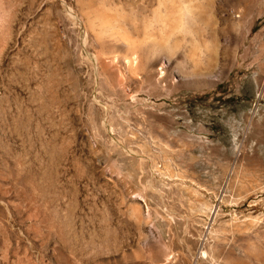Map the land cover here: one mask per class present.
<instances>
[{"label": "rangeland", "instance_id": "374dc122", "mask_svg": "<svg viewBox=\"0 0 264 264\" xmlns=\"http://www.w3.org/2000/svg\"><path fill=\"white\" fill-rule=\"evenodd\" d=\"M82 1L0 0V264H264V0H208L162 86L83 58Z\"/></svg>", "mask_w": 264, "mask_h": 264}, {"label": "bare ground", "instance_id": "6f19581e", "mask_svg": "<svg viewBox=\"0 0 264 264\" xmlns=\"http://www.w3.org/2000/svg\"><path fill=\"white\" fill-rule=\"evenodd\" d=\"M142 1L147 5L138 11V8L128 3L130 0H83L81 3L84 20L71 8L68 11L80 31L83 58L91 65L95 67L103 62L124 59L132 73L137 75L142 72L155 85H160L165 81L172 54L182 51V44L186 41V38L179 40V34L190 35L186 44L189 45L190 58L195 65L199 55H207L211 51V46L195 35L200 25L208 24L205 17L207 2L210 0ZM90 34L101 47L104 59L86 51ZM164 58L169 61L166 60V65L161 64L160 76L156 78V63ZM163 87L165 88V84ZM138 214L137 211L134 212L140 223L142 217Z\"/></svg>", "mask_w": 264, "mask_h": 264}]
</instances>
